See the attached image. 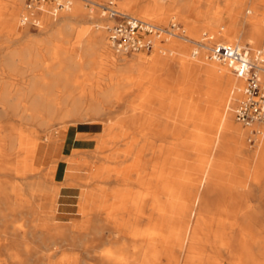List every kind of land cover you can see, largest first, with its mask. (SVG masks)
I'll return each mask as SVG.
<instances>
[{
	"label": "bare ground",
	"instance_id": "bare-ground-1",
	"mask_svg": "<svg viewBox=\"0 0 264 264\" xmlns=\"http://www.w3.org/2000/svg\"><path fill=\"white\" fill-rule=\"evenodd\" d=\"M25 1L14 0L9 12L0 13V36L4 41L17 42L25 32L24 25L31 21L29 11H22ZM178 1L120 0L118 7L152 20V17L160 19V14L166 11L182 12ZM238 2L235 0L236 9L232 13L206 14L208 29L219 41L263 45L264 0ZM81 8L80 0H72L67 8L59 9L45 4L36 12L38 18L32 17L36 25L40 24L42 37L20 41L16 47L7 46L0 56V119L16 118L0 121V264H29L30 261L36 264H162L163 259L178 260L183 250L188 252L190 260H209L203 251L193 254L194 241L199 236L200 212L208 206L201 202L200 195L208 192L205 184L210 170V165L203 166L200 160L197 166L193 160L194 139L181 140L179 150L171 159V166L179 165L181 171L167 184L161 144L152 148L145 137L148 126L144 110L149 109L145 106L146 95L141 97L138 112L135 107L137 119L130 104L125 109L129 113L125 120L109 117L102 120L100 116L108 113L105 103L112 101L119 85L118 75L136 63L142 67L149 63L152 68L157 63L168 73L164 74L166 87L195 90V86H207L216 98L215 105L223 106L227 89L231 88L229 94L235 104L232 106L229 102L225 107L231 113L226 112L227 117L219 121L217 131L222 134L232 125V113L241 96L243 80L225 64L207 59L203 49L192 57L195 49L192 44L190 62L185 56L156 57L151 62L142 57L126 61L120 57L124 52L115 55L108 49V36L97 22L102 21V16L110 22L112 19L100 11L93 16L95 29L88 25L76 32L78 37L85 34L82 40L78 39V46L86 55L101 52L116 70L110 72L108 86H97L95 92L89 93L90 102L86 103L82 100L84 94L73 95L69 86V69L79 61L54 42L63 41L64 29H71V23L82 17ZM222 23L225 27H219ZM109 26H106L107 33ZM183 34L198 39L190 37L184 26ZM174 35L163 43H156L151 51L166 54L167 42L173 38L183 41L181 32ZM176 45L183 49L180 43ZM45 56L48 61L43 59ZM36 68L42 71L35 72ZM157 68L160 69L158 65ZM158 99L154 102L160 101L156 105L160 107L162 101L159 96ZM185 103L179 102V105ZM234 127L232 130L238 129ZM65 136L72 137L78 148L53 158L46 167L35 164L43 146L52 144L58 149L64 145ZM242 142L240 150L246 148ZM60 161L66 164L67 173L62 181H56ZM45 168L54 170V183L44 180L41 170ZM78 173L84 177L75 178ZM22 178L25 181L20 182ZM67 188L77 192L73 213L63 204Z\"/></svg>",
	"mask_w": 264,
	"mask_h": 264
},
{
	"label": "crops",
	"instance_id": "crops-1",
	"mask_svg": "<svg viewBox=\"0 0 264 264\" xmlns=\"http://www.w3.org/2000/svg\"><path fill=\"white\" fill-rule=\"evenodd\" d=\"M230 1L179 0L178 5L182 6L183 11L193 13V17L197 18L195 23L207 25L206 14L226 10L223 8L229 6ZM239 1L238 3H241V0ZM153 55L152 51L147 52V57L151 58L150 62L154 59ZM157 65L160 69L156 70ZM132 68L130 67L129 75H134L135 80L129 84L128 106L131 105L130 109L132 112L134 110L136 118L139 108L137 106L141 104L142 95H146L145 106H149V109H146L148 112L144 110L148 125L145 137L160 140L161 151L164 152V155L161 152V159L163 157L162 162H165L162 166L166 171L169 146L172 142L179 144L183 139L193 138L196 140L193 143L195 146L206 140H216L215 150L210 154L209 178L205 184L208 192L200 195L201 202L207 203L208 206L200 212L199 236L194 241L193 249V254L198 255L203 251L210 258L207 261L190 260L187 257L188 252L183 250L178 260L163 259L162 264H217V261L219 264H264V126L258 123L252 128H247L233 119L230 125L233 127L228 125L225 131L219 134L217 125L221 112L215 105L216 98L212 96L210 88L198 85L193 91L169 89L166 87L167 77L164 75L167 72L161 64L156 63L152 68L149 63H145L143 67L136 63ZM158 96L162 101L160 107L156 106L160 101L154 102L155 99L159 100ZM179 102L186 103L179 105ZM183 109L184 113L188 111V115L185 113L187 117L184 113L181 114ZM235 125L238 129L233 131ZM239 136L240 139L242 136L241 141ZM250 136L253 138H249ZM63 140L64 145H60L58 149L52 144L43 146L41 152H38L35 164L46 167L53 158L69 154L78 148L72 137L65 136ZM242 141L246 143V150H240ZM193 153V160L196 161L198 153L194 150ZM66 173V164L60 161L55 172L56 181H62ZM83 177L84 175L78 173L75 178ZM64 191L66 199L63 204L67 211L73 213V208L77 206V192L74 188Z\"/></svg>",
	"mask_w": 264,
	"mask_h": 264
},
{
	"label": "rangeland",
	"instance_id": "rangeland-1",
	"mask_svg": "<svg viewBox=\"0 0 264 264\" xmlns=\"http://www.w3.org/2000/svg\"><path fill=\"white\" fill-rule=\"evenodd\" d=\"M105 1L106 0H80V2L82 3V8H81V11L83 13L82 17H78L77 20H75L74 22L71 23V25H72L71 29H69V30L66 28L64 29V34L62 37L63 41L58 40V39H56L54 41L56 43L61 44L66 53H69L72 57H74L76 60L79 61L78 64H76L75 66H72L69 69V71H70L69 77L71 79L69 86L72 89L73 95L76 96V95H80L81 93L84 94L82 100L86 103L90 102V98H91L90 94L95 92L97 86L102 87V88H106L108 86L107 79L110 76V72H112V71L115 72V70H116L114 67H112L109 64L108 60L103 57V54H101V52H95V53H92L89 55L84 54L78 46L79 45L78 39L82 40L84 38L85 34L82 33L81 35H79V37L76 34L78 29L82 26H88L89 25L90 27H92L94 29L96 28L95 26H93L95 23L93 16L97 12L100 13V11H101L100 5L103 4ZM231 1H230L229 6H227L226 8H223L226 10H222L221 12H226V13L227 12H230V13L233 12V8H234L233 6L235 3V0H231ZM159 3L160 2H158V5H159ZM13 6H14V0H0V13L9 12ZM228 8H232V9H228ZM22 11H29L26 7V3L24 4ZM36 12L34 13L36 16H30V15L28 16L31 21H29V23L27 22V24L24 25L25 32L20 34V37L18 38L17 42H15V41H4L3 40L4 37L2 35L0 36V46H1L0 56L3 52V50L6 49L7 46L16 47V46L20 45V41H25L27 39H35V38H41L42 37L39 34L40 24H37V26H34L31 23V22H33V19H34L32 17L38 18ZM128 12L133 14V15L135 14L132 12V10H128ZM192 14L193 13L190 11L178 12L177 10L174 9V10L166 11V12L160 14V19L152 17V20L157 22V23L167 24L171 19H175L177 22H179L180 24H182L184 26L185 32L192 38H200V35L202 34L203 31H206V32L208 31L211 34L215 35L214 33H212L208 29L207 25H200V24L195 23L197 21L196 20L197 18H194ZM89 16H91V18H89ZM87 19H90V21L89 20L87 21ZM97 23L99 24V28L104 30V34L107 38L108 33L106 30V26L111 25L112 22H110V20L108 18H106L105 16H102V21L97 22ZM225 25H226L225 23H222L219 27H225ZM215 37H216V35H215ZM216 39L219 41V39L217 37H216ZM246 42H249V41H244V43H246ZM167 43H168V44H166L167 45V53L161 54L156 50L152 51L154 54L153 55L154 58L165 57L167 59H173L176 56H185L184 58L186 60H188V62H190L189 52L191 50V47H190L189 43L184 42V41L177 39V38H173ZM179 43L182 45V48L184 50L179 48L176 45ZM250 44L253 45V43H251V42H250ZM40 45H42L41 42H40ZM108 49H110V52L114 53L115 55H118L117 53H119V52H115L109 46V43H108ZM120 57H124V59L126 61H128L132 58L133 59L137 58V57H142L143 59L151 60L150 57H147V52H138V53H134V54L122 53L120 55ZM43 59L45 61H48L46 56L43 57ZM34 71L35 72L42 71V68H36V69H34ZM117 80H118L119 85H117V88L115 89L112 101H110L109 103H105L106 104L105 105V111H107L108 113H107V115H101L100 116V119H102V120H104L107 117L112 118V119H116V120H119V119L125 120V118H127L129 115V113H127V111H126L128 109L129 84H130V82L134 83V80H135L134 75L132 77H130L129 71H124V72H122V74L117 76ZM141 81L142 80H140V82ZM166 85H167V83H166ZM230 90H231V88L229 87L227 89V92H226V98L224 100L223 106L216 105V107L219 109V112H221L220 113V119L224 118L225 116L227 117L226 112H227V114L231 113L230 110H227L225 108L227 106V104L229 102H230V104H232V106H234V104H235V103L233 104L231 102L234 99L233 98L231 99V95L229 94ZM143 96H144V94L142 95V97ZM110 107H112V108H110ZM124 111H125V114H124ZM10 118H11V120H14V121L16 119L15 117H6V118L0 119V121L1 120H2V122L9 121ZM233 119H235V117L232 113V119L231 120H233ZM218 125H219V122H218ZM245 127H247V126H245ZM252 127H247V128H252ZM249 138H253V137L250 136ZM152 141H153L152 146H154L156 144H160V140L156 141V140L149 139V146L150 147H152L151 146ZM195 141L196 140H194V142ZM180 142H179V144H180ZM215 143H216V140L211 139V140H206V141L200 142V145L198 144V145L194 146L195 152L198 153L197 159L195 161L197 166H198L200 160L202 161L201 163L203 164V166L207 165V167H208L210 165V163H211L210 154H212V152H214V150H215V147H216ZM179 144H177L176 142H174V143L172 142L169 146L168 171L165 170V174H164V181L167 184L172 182L174 180V178H177L180 171H181V167L179 165L171 166V159L175 157V153L179 150L178 149ZM149 157H150V159H152V153L151 152H150ZM192 161L193 160H191V162ZM53 171L54 170H52L50 168H45V169L41 170V175L44 176L45 181H47L49 183L50 182L54 183V179L52 178ZM166 178H167V180H166ZM23 181H25V178L20 179V182H23ZM134 252L137 253V248L134 249ZM29 264H36V263L34 261H30ZM177 264H179V263H177Z\"/></svg>",
	"mask_w": 264,
	"mask_h": 264
},
{
	"label": "built area",
	"instance_id": "built-area-1",
	"mask_svg": "<svg viewBox=\"0 0 264 264\" xmlns=\"http://www.w3.org/2000/svg\"><path fill=\"white\" fill-rule=\"evenodd\" d=\"M71 1L26 0V7L30 16H36L34 13L45 4H53L55 9H59L67 8ZM119 1L106 0L100 5L101 13L112 19L108 27V41L116 52H149L156 43H163L170 36H175V32H181L180 38L195 48L192 57L198 56L203 49L207 59L225 64L236 77L243 80L241 96L234 107L236 121L247 127L256 123L264 125V44L254 47L250 43L218 41L208 31H203L198 39H190L183 34V25L175 19H171L167 25L146 20L121 10ZM31 23L37 26L35 21Z\"/></svg>",
	"mask_w": 264,
	"mask_h": 264
}]
</instances>
